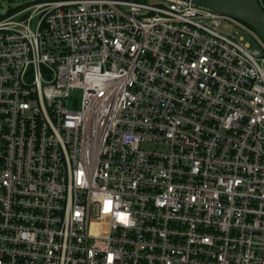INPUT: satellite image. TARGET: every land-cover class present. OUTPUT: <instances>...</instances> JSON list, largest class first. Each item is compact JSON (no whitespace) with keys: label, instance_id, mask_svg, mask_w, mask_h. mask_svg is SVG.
I'll list each match as a JSON object with an SVG mask.
<instances>
[{"label":"built area","instance_id":"built-area-1","mask_svg":"<svg viewBox=\"0 0 264 264\" xmlns=\"http://www.w3.org/2000/svg\"><path fill=\"white\" fill-rule=\"evenodd\" d=\"M0 264H264L263 38L186 0L1 14Z\"/></svg>","mask_w":264,"mask_h":264},{"label":"water","instance_id":"water-1","mask_svg":"<svg viewBox=\"0 0 264 264\" xmlns=\"http://www.w3.org/2000/svg\"><path fill=\"white\" fill-rule=\"evenodd\" d=\"M243 21L251 26L264 40V8L259 0H186Z\"/></svg>","mask_w":264,"mask_h":264},{"label":"rangeland","instance_id":"rangeland-1","mask_svg":"<svg viewBox=\"0 0 264 264\" xmlns=\"http://www.w3.org/2000/svg\"><path fill=\"white\" fill-rule=\"evenodd\" d=\"M31 0H0V15L3 14L4 12L10 10L13 7H16L18 5L24 4L26 2H29ZM148 1H152V0H148ZM243 37L246 38L247 41H249L251 43L252 47H256V41L254 40L253 37L242 33L241 34ZM75 97L78 100V102H80L81 100V91L77 90L75 92ZM142 148L146 149V150H157V151H164L167 150V147H164L162 145L159 144H154V143H142Z\"/></svg>","mask_w":264,"mask_h":264},{"label":"trees","instance_id":"trees-1","mask_svg":"<svg viewBox=\"0 0 264 264\" xmlns=\"http://www.w3.org/2000/svg\"><path fill=\"white\" fill-rule=\"evenodd\" d=\"M50 1V0H35V2ZM261 5L264 8V0L261 1Z\"/></svg>","mask_w":264,"mask_h":264}]
</instances>
